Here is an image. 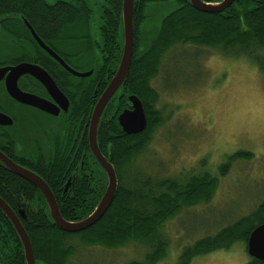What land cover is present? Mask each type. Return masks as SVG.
Here are the masks:
<instances>
[{"label": "rangeland", "instance_id": "rangeland-1", "mask_svg": "<svg viewBox=\"0 0 264 264\" xmlns=\"http://www.w3.org/2000/svg\"><path fill=\"white\" fill-rule=\"evenodd\" d=\"M175 8L169 4L154 13V25ZM2 49L5 43L0 41V61L12 55L11 48L7 53ZM160 62L150 85L158 93L154 105L163 123L124 169L122 183L133 189L138 182H149L155 193L161 181L185 184L207 175L217 178V189L209 203L182 207L157 230L154 241L106 249L82 244L80 235L69 237L66 264H150L147 258L157 242H164L166 250L154 264L251 262L240 242L190 260L183 255L199 240L248 216L264 198V49L223 52L175 45Z\"/></svg>", "mask_w": 264, "mask_h": 264}, {"label": "flooded vegetation", "instance_id": "flooded-vegetation-1", "mask_svg": "<svg viewBox=\"0 0 264 264\" xmlns=\"http://www.w3.org/2000/svg\"><path fill=\"white\" fill-rule=\"evenodd\" d=\"M133 1V32L139 31L134 35V43L136 36L141 45L154 37L166 16L180 8L175 0ZM179 1L190 5L189 0ZM169 4H175V10L154 25V13ZM49 6L52 7L51 11L54 9L61 14L59 24L51 34H42V30L26 21L68 69L38 45L24 20L23 43L27 56L20 62L0 65H36L48 74L60 92H52L54 90L28 74L17 79V88L40 100V105L48 112L16 101L7 93L5 81H0V114L8 118L0 120V200L8 206L26 234L33 222L45 224L48 217L51 221L52 218L44 195L29 181L14 173L5 161L45 182L53 193L58 209L69 204L68 199H73L70 203L76 206L87 205L88 201H84L86 194L97 187L101 189L100 200L107 186V176L89 145L91 120L100 97L118 69L124 45L122 0H56ZM1 37L5 43L2 50L7 53V43L12 39L4 34ZM122 85L106 102L98 123L97 145L106 160L110 153L112 155V138L115 141L114 138L124 141L127 137L136 139L144 132L127 135L118 124V117L122 113L133 111L129 98L134 95L122 91ZM139 100L147 123L145 105ZM151 105L155 109L153 102ZM110 163L114 167L112 159ZM71 191L74 192L72 195ZM0 264H26L19 236L10 218L1 210Z\"/></svg>", "mask_w": 264, "mask_h": 264}, {"label": "trees", "instance_id": "trees-1", "mask_svg": "<svg viewBox=\"0 0 264 264\" xmlns=\"http://www.w3.org/2000/svg\"><path fill=\"white\" fill-rule=\"evenodd\" d=\"M175 1L180 8L162 20L154 37L141 45L142 42L135 36L130 70L121 90L128 91L143 101L147 126L136 139L127 136L125 141L120 138H114L116 141L111 139L112 163L121 181L119 180L116 195L105 215L91 228L75 234L80 235V242L84 245L115 249L129 242L154 241L157 230L178 214L182 207H192L201 202L209 203L217 189V178L207 175L193 177L185 184L174 180L161 181L160 184L157 183L158 191L155 193L149 182H138L139 188L133 189L125 188L122 183L124 169L148 146L153 132L163 123L161 114L151 105L158 99V93L150 83L158 75L160 61L170 48L192 44L202 48H219L223 52L234 47L246 49L254 46L264 49V0H235L221 15L199 13L188 3ZM201 1L214 3L218 0ZM51 8L44 0H0V41L2 34L9 35L12 39L7 43L12 49V55L0 61V65L20 62L27 56L24 51L22 20H28L44 34H51L55 30L61 14L53 11L54 9L51 11ZM138 33L139 31H135L134 35ZM226 168L224 166L221 176L225 175ZM100 194L101 189L98 187L87 193L84 201H88V204L83 206H76L70 203L73 199H68L69 204L59 206V212L66 221H79L93 211ZM263 223L264 198L248 216L221 229L214 236L199 240L193 247L186 249L183 256L190 260L216 250H228L238 242L246 246L250 233ZM31 225L27 234L36 264H66L70 258L71 247L65 243L67 238L74 235L58 230L49 217L45 224L33 222ZM165 250L166 244L157 242L147 258L148 262L154 264L161 261L165 257ZM249 264L264 263L251 259Z\"/></svg>", "mask_w": 264, "mask_h": 264}, {"label": "water", "instance_id": "water-1", "mask_svg": "<svg viewBox=\"0 0 264 264\" xmlns=\"http://www.w3.org/2000/svg\"><path fill=\"white\" fill-rule=\"evenodd\" d=\"M44 1L46 5H49V3H47L46 0ZM234 1L235 0H222L220 2L205 3L202 2L201 0H189V3L191 7L199 13H203L207 15H216V14H221L225 10H227L234 3ZM132 17H133V0H122V19L124 26V45H123L122 57L114 77L112 78L108 87L100 97L94 109L91 120L92 129L90 130L89 145L97 162L100 164L101 168L103 169V171L107 176L106 189L103 193V196L101 197L97 205L94 207L93 211L86 218L79 221L70 222L64 220L59 212L53 193L51 192L47 184L43 182L40 178L35 176L34 174L19 169L10 162L5 161L6 165L14 173L18 174L22 178L29 181L44 195L53 224L58 230H60L63 233L74 235L86 231L87 229L94 226L109 210L117 192L118 178L114 167L110 163L112 159V155L110 153L107 160L102 157L97 145V128L102 110L106 102L114 94V92L121 87V85L127 78V75L130 70L133 47H134V32L132 25ZM24 24L27 25V27L31 30L34 38L38 42V45L44 51H46L48 55L52 57L55 61H57L62 66L67 68V65L63 62V60L51 49H49L37 37L33 29L31 28L30 24L26 20H24ZM27 74L33 76L35 79L40 81L45 87L54 90L52 92L60 93L57 90V87L52 81V79L48 76V74L45 71H43L41 68L37 67L36 65L20 63L16 66L0 67V81L3 80L5 81V87L9 96H11L13 99H15L20 103L29 104L37 108H40L42 110L48 111L47 108H44L40 105L39 103L41 102L40 100H38L34 96L22 93L17 88L16 86L17 79ZM78 76H84V75H78ZM129 99L132 103L133 111L122 113L118 117V124L121 127L123 133L127 135H133L143 132L146 128L147 123L144 114V109L140 100L135 96H132ZM1 119H8V118H6V116H4L3 114H0V120ZM0 210L8 218H10L16 230V233L19 236V239L22 243L24 250L25 263L36 264L32 245L21 223L15 218L11 210L2 200H0ZM246 252L251 259L264 263V223L255 227L248 236L246 243Z\"/></svg>", "mask_w": 264, "mask_h": 264}, {"label": "bare ground", "instance_id": "bare-ground-1", "mask_svg": "<svg viewBox=\"0 0 264 264\" xmlns=\"http://www.w3.org/2000/svg\"><path fill=\"white\" fill-rule=\"evenodd\" d=\"M134 2V1H133Z\"/></svg>", "mask_w": 264, "mask_h": 264}]
</instances>
